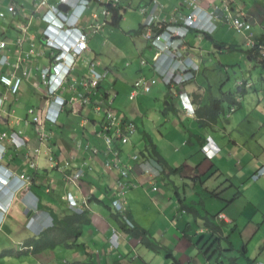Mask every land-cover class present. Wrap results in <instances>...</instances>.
<instances>
[{"label": "crops", "instance_id": "crops-1", "mask_svg": "<svg viewBox=\"0 0 264 264\" xmlns=\"http://www.w3.org/2000/svg\"><path fill=\"white\" fill-rule=\"evenodd\" d=\"M36 1L38 0H31L30 3H26L23 0H11L7 6H3L9 8L12 5H20L24 7L26 15L36 16L26 33L21 32L17 27V23L21 22V20H12L11 18L7 20H5L6 18L0 19V40L7 42L5 49L0 48V56H8L11 63L17 62L19 55L16 52L17 47L14 43L19 37L24 38V43L21 46V50L24 53L29 52L32 48L35 50V53L29 59V64L33 67L32 76L23 83L16 96L8 88L0 84V166L3 171L11 175L19 176L25 174L29 183L26 185L27 187L21 190L6 187V192L0 193V202L4 206H7L8 209L6 212L0 210V264L20 258L22 255L32 256L36 264H152L148 259L142 258L137 254H131L136 249L150 250L142 246L137 239L123 232L112 217L114 213L111 206L106 205L105 202L106 199L109 201L112 199L117 173L109 172L104 167L108 156L104 149L105 144L103 140L95 135V131L100 129L105 116L103 113L98 114L93 108L97 104H101L104 107L110 100L111 94L109 89L111 88L105 83L109 75L93 95L90 104L77 107L76 109L67 106L65 111L59 115L56 125L47 124L46 126V129L52 133V139L48 143H41L39 141L38 129L32 122L33 116L29 114V110L33 109L36 115L42 114V109L45 106L44 93L46 89L41 84V72L44 68L50 66L53 55L46 46L43 34L47 23L39 18L44 11L41 10L39 14H34L33 5ZM51 1L54 2V0ZM191 1L193 0H124L123 5L127 9L122 12L123 15L118 28L121 25H127L129 22L128 13L134 12L132 10L134 8L139 13H144L145 16L146 14L155 15L160 22L164 20L167 22L176 21L179 17L188 16L193 12V6L189 5ZM195 1L200 5L203 16L205 14H213L217 8L225 9L227 5L232 16L243 19L251 24V29L248 32L240 34L225 24L222 21L223 18H218L213 19L215 28L212 33L190 31L186 37L188 48L183 52L181 62L184 64L195 63L197 65L196 78L202 68L206 72V69H208L206 65L208 61L207 55L211 57L216 53L212 51L217 49L223 55L225 52L232 53L233 51H237L238 48H242L245 45L247 47V51H245L247 58L249 61H254L248 53L250 49L247 37H251L255 42L262 38L263 41L259 42L264 46V0ZM6 8H0V10H4L2 12L8 17L10 14ZM93 11H100V6L94 0L91 1L90 7L80 23V28L88 34L89 49L83 53L79 61L76 71L78 75L87 74V65L91 60L99 62L101 69H109V67L104 66L99 58L102 35L92 33L90 27H88L94 24V21L90 22V14ZM222 13L221 11L220 17H223L225 12ZM139 17L138 21H140ZM113 19L114 16L109 18L103 30L100 31L103 32V36L106 38L105 44L108 40L107 37L111 39L115 36L114 33L111 34L110 31L105 29L106 27L115 29L111 25ZM157 26L158 24H156L155 30ZM142 27L143 22L139 24L138 30L131 29L129 26L125 27L131 32H136L142 38V43L144 44L140 47L141 53L147 54L152 59V61H147L149 66H147V62L145 65L140 63L131 65L134 82L141 76L147 78L159 77V72L156 71V66H154L157 62L160 70L169 69L171 66H174L169 56L160 57L159 50L151 45L146 31ZM195 42L202 44L203 47H198ZM140 56L143 55L140 54ZM221 66L223 65L221 64ZM224 67L227 69L228 65H224ZM12 72L13 68L11 66L0 65V75L11 74ZM196 78L181 88L177 87L175 89H170L162 82H158L151 91L152 93L154 91L158 92L157 99L164 102V115L168 112L175 113L178 123L185 129L188 135H175L173 133L172 137L168 138L167 143L160 146L153 141L150 133L144 131L142 135L137 128V132L131 137L130 143L123 147L124 155L122 156V160L126 161L129 156L138 154L135 152L137 145L134 138L136 136H141L146 147L152 142L166 163L165 174L161 179L165 180L167 178L168 181H171L173 176H179L181 179L180 187H185L183 199L180 198L179 193H175L181 203L180 209L182 210V214L184 212L193 213L198 210L197 213L195 212L198 215L197 220L195 223H192L191 215L185 219L182 218L181 213L180 215L178 214L180 222L178 220L173 222L170 219L172 218L171 215L174 209H170L164 215L166 223L169 225L171 221L172 227L178 230L175 232L183 233V237H187L188 234L187 239H190L191 233L197 236L204 235L202 240H205L206 235H211L213 238L209 242L207 241V244L211 243L219 233L229 235L228 241L231 244L229 247L222 249L224 250L222 254L223 264H255L256 261H264V249L259 251L258 254L256 248L252 253L250 252V243L255 239V237H252L254 233L260 235L256 243L257 246L261 247L264 242V218L261 217V213L264 215V197H262V194H264V177L261 181H251L252 174L261 165L264 166L263 100H259L256 105H244L240 112L233 115L238 108L242 107L239 97L234 95L236 102H239L238 105H231L227 102L223 103V112H220L219 116L213 121L212 119H208V116L202 117L197 115L196 110L208 105L211 98L220 99L227 92L221 91L219 97H215L210 93L209 102L205 103L206 97L204 98V96L207 92L211 91L210 86L204 88L198 85ZM134 82L122 87L123 91L128 92V99L133 90ZM242 82L251 84V87L247 88L240 85ZM117 85L116 81L113 82L111 87L114 86L116 88ZM252 88V82L246 78L240 79L238 82L239 93L240 89L246 90V93H240L243 96ZM181 90H185L189 94L195 111L194 115H188L183 110L179 97L174 94H178ZM81 92L79 88L76 91L67 88L60 91L58 96L61 99H68L74 95H79ZM117 95H119L118 91ZM142 95L144 94L140 93L137 98H143ZM59 100L58 98L57 101ZM113 100L114 105L116 96ZM232 108H236V110L231 112ZM115 112L118 116L130 120L125 114ZM227 112L228 115L226 117ZM252 115H254V118L251 121L250 117ZM223 116H225L224 120H222ZM224 121L228 124H225ZM254 124H257L258 128L253 127ZM210 137L219 147V152L212 159L207 158L201 151L204 142ZM78 142H82L83 146L86 142H90L100 152L91 160L94 170L88 172L83 179L77 180L76 184H73L65 181L64 174L67 176L74 175L82 166V161L90 155L84 147L78 148ZM175 144H180L179 148L174 149ZM146 147L145 150L140 151L142 156H145L142 154V151H146ZM167 151L179 152L180 161L177 165L173 166L168 161L165 156V152ZM51 156H54L59 162L58 167L51 166L49 162ZM73 156L77 157L74 161L72 160ZM69 161H71V164L67 165ZM32 162L36 163L35 168L31 167ZM173 170L180 171L176 173ZM187 176H189L194 184L192 191H190L192 192L191 194L187 191ZM133 178L140 181L142 186L129 192L128 209L130 217L135 225L148 231L152 237L156 234V231L153 227H148L146 224H141L136 220L132 212L130 199L132 200V198L137 197L136 191L141 188L145 189L144 185L150 186L152 192L155 190L147 182L148 177L146 178L141 174L140 170L135 169ZM175 186L177 187L176 184ZM189 195L192 197H189ZM83 196H91L92 198L90 204L91 212L89 214L91 224L86 226L87 230H84L82 237L78 240L79 246H60L54 251L47 250L37 255L29 253L19 256H6L3 254L7 250L21 252L23 244L27 240L53 226L52 217L54 215H66L69 209L63 198L73 197L75 202H79ZM158 198L160 197L155 195L154 202L157 203ZM190 200L192 204L186 205L185 203L190 202ZM198 200H200V203ZM35 202H37L36 205ZM211 203L214 204V211L206 208V205ZM167 204L162 207L164 212ZM201 204H204L205 207L203 211L200 208ZM205 212L206 214L202 216ZM220 214H224L226 218H220ZM201 217L203 224L198 222V218ZM10 218L14 219V224H16V229L12 233V243L7 242L5 239L8 230L7 224ZM173 218H175V215H173ZM217 221H221L223 224L222 229H219V231H217ZM30 222H32V228L29 226L27 228L26 224L29 225L28 223ZM248 229L253 230L251 234L252 241L250 239L248 241H251L249 244L243 239V234ZM24 230L28 232H24L21 237H18L17 233ZM175 232H172L173 235H171L168 245L161 240V243L164 244L163 246L168 248L169 244H172L176 239L180 241ZM27 233H30V236H27ZM113 233L116 234L115 238L117 237V241L119 242L118 247L111 246L112 241L110 240L113 238ZM237 234L239 235L237 242H242L243 245V250L240 252H237V242L235 243L231 237ZM202 240L199 244H203ZM16 246H18L17 249ZM197 249H199V246ZM197 254L200 255V251ZM59 257L61 260L62 258L64 259L58 262ZM214 258L213 256L211 264H213ZM219 260L218 264H220Z\"/></svg>", "mask_w": 264, "mask_h": 264}, {"label": "built area", "instance_id": "built-area-1", "mask_svg": "<svg viewBox=\"0 0 264 264\" xmlns=\"http://www.w3.org/2000/svg\"><path fill=\"white\" fill-rule=\"evenodd\" d=\"M91 1L92 0H54V2H52L51 0H38L33 5L34 14H39L41 10L44 11L39 18L47 23V27L43 34L46 46L53 55L50 66L44 68L41 72V84L46 89L44 93L45 106L42 109V114L36 115L33 109L29 110V114L33 116L32 122L37 126L38 138L41 143H48L52 139V133L46 129L47 124L56 125L59 115L65 111L67 106L76 109L77 107L90 104L93 95L96 93L97 89H99L101 83L107 79L108 69H101V64L96 60L88 62V72L86 75H78L76 72L83 53L89 49L88 34L80 28V23L84 14L90 7ZM94 1L100 6V11L91 12V21H94V24L88 27H90L92 33L97 34L103 30L107 20L112 18L115 10L122 7L124 0ZM63 4L68 7L67 11L60 8ZM189 5L193 6V12L188 16L179 17V19L173 22H167L165 20L160 22L155 15L147 14L143 26L151 45L159 50L160 57L169 56L174 66H171L169 69L160 70L157 62L154 66H156V71L159 72V77H139L134 82L133 90L129 95L131 101L135 100L140 93H150L159 81L168 88L175 89L177 87L181 88L185 84L195 80V72L198 70L197 65L195 63L184 64L181 62L183 52L188 48L186 37L190 31L195 30L200 33H212L215 28L213 19L218 18H223L222 21H224L225 24L240 34L246 33L251 29L250 22L232 16L227 5L225 9L217 8L213 14H205V16L201 14L202 9L195 0L191 1ZM75 11L77 15L73 17ZM221 11L226 13H224L223 17H220ZM7 12L10 14L12 20H21V22L17 23V27L24 33L28 31L29 26L36 17L34 15H26L24 7L20 5L10 6ZM101 17L104 19L103 22L100 21ZM5 18H7L6 14L0 12V19ZM156 24H158V26L155 30ZM61 34H65L66 36ZM71 36L74 38L71 46L67 47L63 45L61 41H69ZM247 40L249 49L256 46V42L251 37H247ZM23 43V37H19L14 43L17 47L16 52L19 55L17 62L11 63L9 57L6 55L0 56L1 66H11L13 68L11 74L0 75V84L8 88L15 96L19 93L23 83L32 76L33 67L29 64V59L30 56L35 53V50L32 48L29 52L24 53V51L21 50ZM6 47L7 42L0 40V48L5 49ZM259 49L261 51V56L264 58V46L259 45ZM66 56H70L72 60L69 64L67 63L66 75L59 81L58 74H60L63 67H66L64 64V58ZM142 64L145 65L146 61H142ZM55 82H57L58 85H55ZM240 85L247 88L251 87V84L244 82L240 83ZM67 88L74 91L79 88L82 92L77 96L74 95L68 99H61L58 93ZM174 94L179 97L183 110L188 115H194L195 111L189 94L185 90H181L178 94ZM58 98L60 99L59 101H57ZM113 103V98H110L107 102L108 107L106 108L101 104L94 105L95 107L93 109L96 112L103 113L105 116L100 129L95 131V135L103 140L107 148L106 155L108 159L104 163L105 169L109 172L117 173L115 182L117 188L115 187V195L113 194L114 196H112L111 209L114 214L119 215L121 222H123L128 229H134L135 223L131 219L128 211L127 194L131 190L142 186L140 181L133 178L135 169L140 170L141 174L146 178L148 177L147 182L154 187L153 189L155 191L157 190L155 181L161 178L165 174V171L163 165L151 156L135 154L129 156L126 161L122 160V156L124 155L123 147L130 143L131 137L137 132V128L134 122L116 114L112 108ZM235 110L236 108H232L231 112ZM82 147H84L90 155L82 161V166L74 175L67 176L64 174L65 181L69 183L76 184L77 180L83 179L88 172L94 170L91 160L99 154L100 150L90 142H86L84 146L82 142H78V148ZM201 151L207 158L212 159L219 152V147L210 137L204 142ZM37 152H39V150H37ZM76 158V156H73L72 160L74 161ZM49 162L53 167L59 166V162L54 156H51ZM69 164H71V161L67 163V165ZM31 167L35 168L36 163L32 162ZM0 171H2L0 172V193L6 192V187H13V189L18 188V190H21L29 184L25 174L19 176L11 175L3 171L1 166ZM263 175L264 166L254 173L253 178L258 180ZM63 200L66 202L68 209L77 214H81L85 211L91 212V196H83L79 202H75L73 197H65ZM0 204V209L6 212L8 210L7 206H4L2 203ZM36 204L37 202H35V205ZM219 217L222 219L226 218L224 214H220ZM31 223L32 222L28 223L29 225L27 226L31 227ZM115 236L116 234L113 233V238L110 240L112 241V247H118L119 242Z\"/></svg>", "mask_w": 264, "mask_h": 264}, {"label": "rangeland", "instance_id": "rangeland-1", "mask_svg": "<svg viewBox=\"0 0 264 264\" xmlns=\"http://www.w3.org/2000/svg\"><path fill=\"white\" fill-rule=\"evenodd\" d=\"M11 0H0V8L4 9L7 6L8 3ZM22 1V0H20ZM26 3H30L31 0H23ZM8 7L6 8V10ZM121 9L125 11L127 7L122 5ZM134 12L128 13L129 22L126 26H122L120 28L112 29L111 27H106L105 29L110 31L111 34H115L113 38L107 37L108 44L106 46L105 40L106 38L103 36V32H99L101 34V44H100V51L101 54L99 55L100 61L103 62L104 66L109 67L108 72L109 82H105L108 84V86L111 88L110 94L111 99L116 96V102L113 105V110L117 111L121 114H125L131 121L135 123L136 128L139 129L140 134L143 135L144 131H147L151 134L153 137V141H155L156 144H159L160 146L165 145L168 141V138L172 137V134L175 135L179 134H186L188 133L185 131V129L178 123L177 117L175 113L168 112L166 115H164L165 111V105L163 101H160L157 99L158 92L154 91L153 93H143V98H136L133 101H130L128 99V92H125L122 90L123 86H126L127 84H131L134 82L133 75H132V64H142V61H152L150 57H148L147 54L141 53L140 47L144 44L142 43V38L138 36L136 32H131L130 30L126 29L125 27L129 26L131 29L138 30L139 24L145 22L146 16L144 13L140 12L137 9H132ZM4 10H0L2 12ZM140 16V17H139ZM138 17L140 21H138ZM10 19V16H8L5 20ZM104 19L101 17L100 21L102 22ZM142 21V22H141ZM92 23V21H90ZM105 38V39H104ZM144 40V39H143ZM89 41V38H88ZM195 44L198 47H203L202 44H199L198 42H195ZM207 44V43H205ZM137 47V49H136ZM138 50V51H137ZM215 50V49H214ZM247 51V47L243 45L242 48H238L237 51H233L232 53L225 52L223 55H221L217 50L212 51L216 52L211 57H208V61L206 62L207 68L206 72H204L203 68L200 71L199 75L196 78L197 84L200 86H203L204 88H208L210 86L211 91L207 92V94L204 96L205 103L209 102V96L210 93L215 96L219 97L221 91L222 92H232L234 95L239 97V101L242 103V107L238 108V110L233 114L240 112L244 105L251 104L256 105L259 100H263L264 104V71L258 64V62L255 61H249L247 58V55L245 53ZM218 53V54H217ZM142 54L143 56H140ZM129 63V64H127ZM221 64L223 66H221ZM224 65H228V68L226 69ZM147 66H149L147 62ZM108 77V76H107ZM246 78L247 80H250L253 84V88L248 91L246 95H241L239 93L238 89V82L240 79ZM119 79V81H118ZM117 81V87L115 88L112 86L113 82ZM160 83V81H159ZM108 87V88H109ZM162 87V86H160ZM106 90H108L106 88ZM117 91L119 92V95H117ZM155 105H157L155 107ZM107 106V105H106ZM104 106V107H106ZM227 109V108H226ZM229 111V110H228ZM98 114H100L98 112ZM230 114V113H229ZM228 115V112L226 114V117ZM232 115V116H233ZM225 116L222 117V120H224ZM254 118V115L250 117V120L252 121ZM225 124H228L226 121H224ZM185 123V122H184ZM255 128H258L257 124H254ZM90 138V136L88 135ZM134 141H136V148L135 152L140 154L141 150H145V144L144 140L141 138V136H136L134 138ZM180 144H175V148H179ZM189 146V145H188ZM104 149L106 150V146H104ZM179 152H165V156L168 159V161L174 166L177 165L180 161V156L178 155ZM262 165L256 170L258 171ZM255 171V172H256ZM254 172V173H255ZM251 176V181L257 182L261 181V179L264 177H260L258 180H255L253 178V175ZM177 187L175 186V184ZM181 179L180 177L173 176L171 181H168L167 178L161 179L159 178L157 181H155V187L157 188L156 191L152 192L150 186L144 185L145 189H140L136 191L137 197L130 199L132 212L135 215L136 220L141 224H146L148 227H153L156 231V234H154L152 237L154 240L161 243V240L165 244L168 245L171 235H173L172 232L178 231L175 228L172 227L171 221L169 225L166 223L164 219V215L166 211L168 212L170 209H174L171 215V219L173 222L175 220H179L180 213L182 214V210L180 209V201L178 199V196L175 193H179L180 198L183 199L184 190L185 187L181 188L180 184ZM187 191L191 194L192 189L194 187V184L192 180L187 176ZM117 188V186L115 185ZM143 187V188H144ZM115 195V194H114ZM113 195V196H114ZM129 196V193L127 194ZM157 195L158 202H154V196ZM131 196V195H130ZM189 197H192L189 195ZM262 197H264V194H262ZM116 199V198H115ZM200 203V200H198ZM106 205H110L112 207V199L105 200ZM172 202V203H169ZM208 202V201H203ZM168 203V204H167ZM167 204L165 208V212L162 209ZM186 205H191L192 201L186 202ZM202 208V211L204 210V204L200 205ZM214 204L211 203L209 205H206V208L208 210L213 209ZM199 209V207H198ZM129 211V209H128ZM196 213L198 210L195 211ZM193 213H186L182 214V218L187 219L190 215L192 216V223H195L197 220L198 215ZM264 212V210H263ZM217 213V212H216ZM179 214V215H178ZM206 212L202 215L204 216ZM173 215H175V218H173ZM184 215V216H183ZM261 217L264 218V215L261 213ZM198 222L203 224L202 217L198 218ZM13 223V224H12ZM174 224V223H173ZM218 224V230L222 229V222L217 221ZM27 226V224H26ZM7 235L5 237L7 242L12 243V233L16 229V224H14V219H9L7 224ZM28 228V226H27ZM158 228V229H157ZM22 229V228H21ZM31 230V229H29ZM87 230V227L84 229ZM28 232L27 230L20 231L17 233L18 237L22 236V233ZM253 230L248 229L244 232V241H247V244H249L252 241V237H255V239L250 243V252L252 253L253 250L256 248L257 254L259 251L264 249V242L262 243L261 247L257 246L256 243L258 239L260 238V235H252ZM230 233V232H229ZM175 234L180 238L179 240H175L172 244H169V251H171V254L173 255V258H168L167 254L163 252L162 254H155L151 251H145L144 249H136V251L132 252V255H138L142 258L148 259L150 263L152 264H211V259L214 258L213 264H218V260L220 261V264H223V256L224 250L227 247L230 246V242L228 241L229 235L224 233H219L214 237L213 241L211 243L207 244V241L209 242L210 239L213 237L211 235H206L205 240H202L204 235H195L193 233L190 234V239H187V237H183V233H176ZM34 235V234H33ZM231 235V234H230ZM27 236H30V233H27ZM234 239V242L236 243L238 241L239 235L231 236ZM249 238V239H248ZM251 239L250 242H248ZM182 240V241H181ZM203 241V244H199L200 241ZM228 242V243H227ZM238 250L237 252H240L243 250L242 242H237ZM199 246V249L197 247ZM259 247V248H258ZM18 246H16V249ZM13 251V250H9ZM200 251V255L197 254V252ZM204 251V252H202ZM186 254V255H185ZM64 258H62L63 260ZM59 257L58 262L62 261ZM5 264H36L35 259L32 258L30 255H22L20 258L12 259V261H5ZM255 264H264V261L259 260L256 261Z\"/></svg>", "mask_w": 264, "mask_h": 264}, {"label": "trees", "instance_id": "trees-1", "mask_svg": "<svg viewBox=\"0 0 264 264\" xmlns=\"http://www.w3.org/2000/svg\"><path fill=\"white\" fill-rule=\"evenodd\" d=\"M122 12L123 10L119 8L113 13L114 19L111 21V25L113 27H119L121 17L123 15ZM260 39V42L263 41L262 38ZM259 41L256 42V46L254 48L248 50V53L251 59H253L254 61L256 60L260 67L264 70V58L261 56V51L259 49V45L262 44ZM240 93H246V90L240 89ZM226 102L231 105H238L239 103L236 102L234 94L232 92H227L224 93L223 97L220 99L211 98V101L208 105L196 110V114L202 117L208 116V119H212L213 121H215V119L219 116L220 112H223V103ZM142 154L145 156H151L153 159H156L159 163L163 165L165 171L166 163L164 159L160 156L157 149L155 148V145L152 144V142L151 144L147 145L146 151H142ZM178 171L180 170H173V172L176 173ZM68 211L69 212H67L66 215H54V217H52L53 226L43 230L37 236L27 240L23 244V248H26L25 250H22L21 252L7 250L3 254L6 256H19L21 254L29 253L37 255L47 250L54 251L60 246H79L77 242L82 237L84 228L91 224V219L89 218L90 212L85 211L81 214H77L71 210ZM112 217L125 234L129 235L134 239H137L142 246L155 253L165 252L168 258H173L171 251H169L168 248L154 240L153 237H151V235L148 233V231L138 225H135L134 229H128L125 224L121 222L119 215L113 214Z\"/></svg>", "mask_w": 264, "mask_h": 264}, {"label": "clouds", "instance_id": "clouds-1", "mask_svg": "<svg viewBox=\"0 0 264 264\" xmlns=\"http://www.w3.org/2000/svg\"><path fill=\"white\" fill-rule=\"evenodd\" d=\"M78 11V10H77ZM76 15H77V12L75 11V13L73 14V17H76ZM59 35V34H58ZM61 35H65V34H61ZM60 36V35H59ZM66 36V35H65ZM73 40H74V38L71 36V38L69 39V41H66V40H60L61 42H62V44L63 45H65V46H67V47H70L71 46V44H72V42H73ZM66 55V54H65ZM64 60H65V66L66 67H63L62 68V70H61V72H60V74H58V79H59V81L60 80H62L63 78H64V76L66 75V73H67V63L69 64L70 62H71V57L70 56H66L65 58H64ZM55 85H58V83L57 82H55ZM56 106V105H55ZM55 109H56V107H55ZM1 203V202H0ZM0 206H1V204H0ZM1 210V209H0ZM2 211V210H1ZM26 248H23V250H25Z\"/></svg>", "mask_w": 264, "mask_h": 264}, {"label": "water", "instance_id": "water-1", "mask_svg": "<svg viewBox=\"0 0 264 264\" xmlns=\"http://www.w3.org/2000/svg\"><path fill=\"white\" fill-rule=\"evenodd\" d=\"M60 8H61V9H63V10H65V11H67V10H68V7H67L66 5H64V4H63V5H61V6H60Z\"/></svg>", "mask_w": 264, "mask_h": 264}]
</instances>
